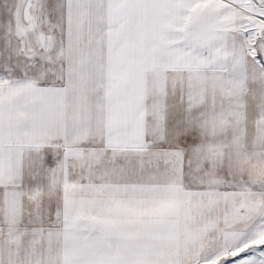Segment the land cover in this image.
<instances>
[{"label":"snow or ice","instance_id":"obj_1","mask_svg":"<svg viewBox=\"0 0 264 264\" xmlns=\"http://www.w3.org/2000/svg\"><path fill=\"white\" fill-rule=\"evenodd\" d=\"M0 264H264V0H0Z\"/></svg>","mask_w":264,"mask_h":264}]
</instances>
